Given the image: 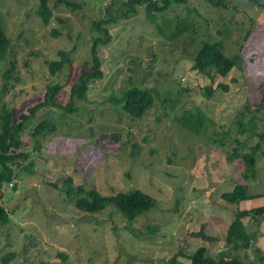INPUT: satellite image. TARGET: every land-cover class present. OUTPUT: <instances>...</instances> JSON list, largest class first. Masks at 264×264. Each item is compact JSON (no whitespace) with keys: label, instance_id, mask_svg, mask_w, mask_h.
<instances>
[{"label":"rangeland","instance_id":"rangeland-1","mask_svg":"<svg viewBox=\"0 0 264 264\" xmlns=\"http://www.w3.org/2000/svg\"><path fill=\"white\" fill-rule=\"evenodd\" d=\"M67 1L49 0L52 19L45 24L39 0H0L12 41L9 53L0 54V135L12 151L28 155L8 163L15 175L2 192L10 222L0 226V259L15 253L9 264H173L179 257L176 264H190L187 257L206 247L211 257L226 253L243 264H264V218L261 225L244 219L255 235L251 249L235 252L224 241L238 211L264 206V0H188L153 20L145 4L126 17L128 0ZM104 20L113 21L107 27L113 41L100 47L103 78L71 112L54 105L38 109L15 147L11 135L20 115L44 101L48 86L63 87L57 97L65 105L82 74L93 72L92 46L102 34L95 23ZM185 21L194 31L179 33ZM203 43H220L230 58L240 55L242 68L226 78L211 72L214 80L198 73L193 59ZM61 52L69 53L70 63L52 76L49 63L61 60ZM208 86L217 89L211 97ZM133 87L154 96L141 118L118 102ZM196 109L207 116L200 133L182 122ZM42 120L55 131L37 142L32 133ZM236 150L255 153L253 178L245 177L242 157L229 160ZM68 177L104 196L140 189L156 198L157 207L133 221L113 205L84 213L63 189ZM237 184L263 197L225 202L222 194Z\"/></svg>","mask_w":264,"mask_h":264},{"label":"trees","instance_id":"trees-1","mask_svg":"<svg viewBox=\"0 0 264 264\" xmlns=\"http://www.w3.org/2000/svg\"><path fill=\"white\" fill-rule=\"evenodd\" d=\"M38 15L45 24H49L52 19V9L50 7L49 0H39ZM64 3L70 4L67 0H62ZM188 0H128L126 6L128 10L125 14L126 17L137 13V6H146V12L149 19L153 20L157 13H163L171 9L173 3H186ZM225 0H219L218 3H222ZM264 9V3L262 4ZM112 20H104L96 22L95 26L98 31L102 33L97 37L92 46V63L93 72L82 74L79 81L72 86L69 101L67 104L62 105L58 102V94L63 90L61 85L48 86L44 101L40 104L33 105L28 109V112L20 115V121L17 123L16 129L13 131L11 137L16 141L15 147H18L22 141L19 138L20 133L23 131L26 123L36 114V111L43 106L54 105L64 108L67 111H73L76 99H85L91 89V85L97 79H102L104 73L102 71V61L100 58V47L108 46L112 43L113 37L110 30L107 28L112 24ZM194 31V26L188 22H184L179 27V33H186ZM56 32H53V36H56ZM12 47V41L6 35L4 29L3 16L0 13V54L7 55ZM61 60L52 61L49 63V69L52 76L70 63L69 53H59ZM242 58L240 55L234 57H227L222 49L220 43H203L200 50L193 59V69L198 73L204 74L214 80L211 72L215 75L226 78L234 68H242ZM15 71V65L11 64L10 69L7 71L5 78L6 83L4 85V91L9 90V81L13 79V73ZM217 89L227 92L229 87L224 84H219ZM217 89L213 86L205 88V95L211 97L216 93ZM118 102L122 106V110L131 115L132 117L141 118L147 111L152 108L154 104V96L151 92L140 87H133L125 92L124 97ZM7 120L11 121L12 113L5 110ZM207 116L201 109H196V115L193 119L183 116L182 122L190 130L200 133L204 127ZM9 123V122H7ZM55 126L49 120H42L39 122L32 133V136L36 138L37 142L41 141V137L45 136L49 132H54ZM10 144L5 135H0V164L3 169L0 170V226L7 225L10 222V214L2 205V192L5 183H10L14 179V171L8 163L15 162L22 157H28L24 152L12 151ZM236 157H242L246 165L245 177L253 178L256 174L257 157L254 152H246L239 154L236 150L234 154L229 156V160H233ZM29 172L31 171V164L25 168ZM66 184L64 190L68 198L73 202L74 206L87 214H96L105 211L109 206H115L120 213L128 220L133 221L139 215L149 212L157 207V200L153 198L151 194H148L140 189H133L129 191H119L111 196H104L99 189L92 188L87 190L83 185H74L71 177L65 180ZM263 197L261 193H251L242 184H237L233 190L226 191L222 194V199L229 204H237L244 201L255 200ZM251 218L257 225H261V219L264 218V206L255 208L249 211H238L235 215V219L229 225L227 234L224 237V241L227 247L233 249L235 252L241 250L251 249L254 242L255 235L249 233L246 229L244 219ZM197 235L204 237L199 232ZM206 240L214 242L216 238L204 237ZM183 256V255H179ZM16 257L15 253H9L0 259L2 264H9ZM179 257H175L173 264L177 263ZM188 260L190 264H243L242 260L237 257H229L226 253H221L217 257H211L208 255V249L206 247H200L196 252L189 255ZM264 261V258L261 259Z\"/></svg>","mask_w":264,"mask_h":264}]
</instances>
